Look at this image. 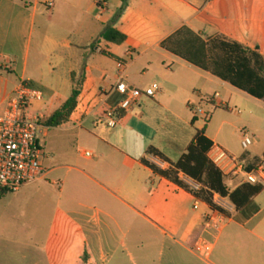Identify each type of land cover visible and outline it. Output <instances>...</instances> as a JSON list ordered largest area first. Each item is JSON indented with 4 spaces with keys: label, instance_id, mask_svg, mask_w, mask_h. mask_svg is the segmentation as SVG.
I'll use <instances>...</instances> for the list:
<instances>
[{
    "label": "crops",
    "instance_id": "0c3cea01",
    "mask_svg": "<svg viewBox=\"0 0 264 264\" xmlns=\"http://www.w3.org/2000/svg\"><path fill=\"white\" fill-rule=\"evenodd\" d=\"M108 28L127 40L109 42L104 38ZM184 28L207 44L238 43L264 58V0H0V116L24 81L47 89L40 109H52L48 118L60 110L72 95L62 99L60 82L45 84L46 74L64 75V89L80 94L69 122L51 128L44 138V178L0 196V264H108L100 230L110 223L136 235L147 229L155 239L157 233L168 240L178 235L183 251L202 253L197 238L207 232L214 211L142 163L147 158L170 167L148 154L151 147L173 162L185 152L170 139L159 140L158 117L166 114L169 122L187 125V111L198 107L216 114L230 111L235 101L264 100L165 48ZM119 63L125 64L132 86L146 90L157 84L159 90L154 98L144 97L132 110L121 111L117 125L110 127L109 114L124 99L114 91ZM227 124L224 119L221 127ZM195 127L205 129L214 145L227 152L219 133L214 138L208 127ZM258 138L254 150L242 155L248 161L264 155V140ZM167 150L179 157L173 159ZM241 184L229 182L231 190ZM263 194L219 219L224 232L217 237L223 240L218 264H264ZM201 206L207 211L191 215Z\"/></svg>",
    "mask_w": 264,
    "mask_h": 264
},
{
    "label": "trees",
    "instance_id": "16d2710c",
    "mask_svg": "<svg viewBox=\"0 0 264 264\" xmlns=\"http://www.w3.org/2000/svg\"><path fill=\"white\" fill-rule=\"evenodd\" d=\"M125 10L126 7L121 8L117 19L123 16ZM104 38L115 44H123L127 40L125 35L113 28L105 31ZM164 46L194 66L211 71L215 76L229 82L234 87L257 99L264 100V58L258 51L224 40L207 44L187 28L177 32ZM217 51L222 54L221 57H214ZM79 95V92L75 90L62 108L46 120V124L50 128H56L69 122L78 106ZM196 122L197 119L192 122L193 125ZM179 143L185 152L176 162L171 161L155 147H151L148 151L149 155L169 164L168 169L156 165L147 158L143 159L142 163L157 176L177 185L213 211L220 212L226 217L230 214L216 204V195L228 199L235 210L240 212L264 192V184H241L231 190L229 182L234 179L228 178L211 160L209 154L214 147V142L206 136L205 129L196 130L189 139ZM179 143L177 144L180 146ZM242 159L247 161L249 171L255 165L264 163V155L261 159L252 162H249L246 157ZM183 177L193 181L199 188L192 189Z\"/></svg>",
    "mask_w": 264,
    "mask_h": 264
},
{
    "label": "built area",
    "instance_id": "2783aa9c",
    "mask_svg": "<svg viewBox=\"0 0 264 264\" xmlns=\"http://www.w3.org/2000/svg\"><path fill=\"white\" fill-rule=\"evenodd\" d=\"M52 5L53 2L48 6ZM126 70L125 64L119 63L114 91L122 95L124 99L110 112V127L117 125L116 116L121 111L132 110L144 97L154 98L159 90L157 84L146 90L132 86L127 80ZM215 96L219 98V94ZM44 99L43 92L31 87L28 81L21 82L13 97L8 100L5 113L0 116V196L7 193H18L25 186L38 182L46 175L43 167L46 151L41 141L51 128L46 124L45 115L34 114L31 111L34 103L43 102ZM195 111L201 116H206V112L202 109L197 108ZM245 131H240L242 147L245 151H249L258 144L259 138ZM209 156L228 178L238 179L242 184H264V163L255 165L249 171L246 160L235 157L215 145ZM155 164L161 166V164ZM183 179L192 189L199 188L193 181L184 177ZM215 202L227 213L235 211L228 199L216 195ZM222 216L217 211L212 213L207 223V232L220 229L219 219ZM197 248L210 257L213 245L201 239Z\"/></svg>",
    "mask_w": 264,
    "mask_h": 264
},
{
    "label": "rangeland",
    "instance_id": "374dc122",
    "mask_svg": "<svg viewBox=\"0 0 264 264\" xmlns=\"http://www.w3.org/2000/svg\"><path fill=\"white\" fill-rule=\"evenodd\" d=\"M39 46L40 37L37 35L33 44L30 62V74H32L31 76L33 78H36L35 62L37 59L36 56ZM63 79L64 75L62 74L57 73L54 76L46 74L45 84L57 86L56 83H58V80L60 82L58 85L63 88L58 90L59 96L62 99H67L72 95L73 91L70 89H64L67 86ZM30 86L43 92L44 95L47 91V89L44 86L42 87L40 84L32 85L30 83ZM235 102L236 103H232V105L229 107L230 111L224 108L221 110L222 112L217 111L216 114L215 111L207 112L205 109L198 107V109H202L204 112H206V116H201L195 110L193 113L187 111V120L189 122L187 125L184 124L183 121L171 123L166 118V114L163 116L160 115V117H158V126H160L159 132L161 134V136H159V140L163 139L165 143H168L171 140L173 144L179 147L177 143L183 142V140H187V138L189 139L195 133V131L198 130L192 123L193 115L195 114V116L198 118L196 123H198L199 127H208V134L214 138H216L219 133L218 142L225 146L227 152L235 157L242 158V155L246 151L242 147V134L240 133L241 130H246L245 132L249 133L250 135L258 136L264 140V104H261V102L255 100H241ZM44 103L45 100L43 102L34 103L31 111L34 114L45 115L46 119H48L47 116L51 115L52 109H40ZM224 119L228 120V124L221 127ZM41 143L42 146L45 147L44 139H42ZM179 144L181 146V143ZM263 148L264 145L260 147V151L263 150ZM250 150L253 151L254 148L252 147ZM167 153L173 159L179 157L178 152L173 154L167 150ZM260 153L261 152H259V154ZM257 159L260 158H255L249 162L255 161ZM154 162L161 164V162L153 159V163ZM206 211V207L201 206L199 212L191 211V215H199ZM229 214L234 213L230 212ZM222 232H224L223 228L212 230L209 233L201 231L199 237L197 238V243L200 242L201 239H204L210 244L216 246L210 257H207L204 251H202V253H198L197 255H191L183 251L176 243V241H180V237L178 235H173L174 239L168 240L161 235L159 236L157 233V238L155 239V236L147 229L143 233L136 235L132 232L129 233L125 227L120 229L110 223L107 226H102L100 230V238L103 240V245L105 246L106 253L108 254V264H218L217 257L222 252L221 243L223 240L218 242L217 237H219V235L221 236L223 234ZM163 241L166 243V248L160 249ZM123 243L127 244V249L124 247ZM133 243L134 245L137 244V246L132 248Z\"/></svg>",
    "mask_w": 264,
    "mask_h": 264
}]
</instances>
